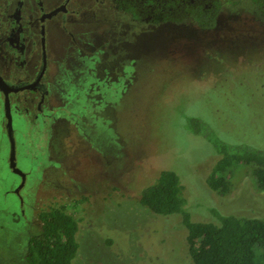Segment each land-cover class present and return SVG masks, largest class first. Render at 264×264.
<instances>
[{"label":"rangeland","instance_id":"obj_1","mask_svg":"<svg viewBox=\"0 0 264 264\" xmlns=\"http://www.w3.org/2000/svg\"><path fill=\"white\" fill-rule=\"evenodd\" d=\"M109 7L81 30L100 35L104 18L117 19ZM250 8L225 4L216 29L191 25V37L161 32L160 44L142 25L120 45L115 23L99 43L119 44L111 55L97 54L88 71L74 58L68 71L75 99L68 106L77 115L66 112L71 142L55 169L47 167V148L59 140L49 139L43 124L14 118L17 168L28 173L22 208L0 129V264H27L38 215L53 207H65L78 222L73 264H192L182 215L155 216L140 203L164 170L179 177L192 221L216 222L215 213L264 219V193L248 167L233 169L225 195L207 183L220 148L264 149V17ZM2 116L0 105V122Z\"/></svg>","mask_w":264,"mask_h":264},{"label":"flooded vegetation","instance_id":"obj_2","mask_svg":"<svg viewBox=\"0 0 264 264\" xmlns=\"http://www.w3.org/2000/svg\"><path fill=\"white\" fill-rule=\"evenodd\" d=\"M130 1H134L140 6H145L147 2L159 3L160 10L164 11L165 7H161V4L163 2L165 5L167 0ZM170 1L175 6L169 8L173 16L179 12V4L188 6L190 11L182 18V21L151 23L154 18L151 13L153 9L155 10V6L146 4L149 8H139L136 14L128 13L125 12L124 7L119 8L123 0H0V105L3 109L0 129L8 145L6 158L8 167L10 145L6 129L7 120L4 116L5 99L8 100L10 107L13 138L14 118L16 116L27 118L31 124L36 126L43 124L42 126L48 131V138L59 140L57 145L55 144L51 149L50 147L47 148L49 159L47 167L53 169L58 166L54 159H61L64 153L63 147L68 142L66 141V130L69 127L67 120L70 119L66 120V112L77 115L68 106L75 99L74 92H69V87L74 85L68 71L72 68L71 62H75L74 58L78 60L80 57L81 61L78 60L77 63L88 71L86 67L89 65L88 62L97 57V54L104 52L111 55L108 49L117 47L119 44L99 45V43L111 35L115 23L119 24L121 29L116 32V35L120 37L118 42L122 41L120 45H125L124 43L130 41L128 39L130 28L135 26L140 28L142 25H149L148 30L156 31L160 44L163 41V39L161 40V32H171L172 35L180 33L191 37L189 34H191L192 29H187L191 25L197 27L199 31L216 29V26L210 29L199 27L193 18L194 10L199 13L194 8L195 5L201 6V10L206 15L215 9V4H219L220 7L213 15L216 24L225 4L237 7L238 5L249 4L251 5L250 9L259 11V14L264 17V8L259 7L256 0ZM109 6L115 10L117 19L115 22H109L104 18L102 21L106 23L100 35H92L81 30L82 27H88L91 21L96 20L100 13L105 15L104 11L110 10ZM158 19L162 20L161 13H159ZM169 24H173L174 27L171 28L168 26ZM83 38L85 39L81 42ZM92 38L94 39L90 40ZM85 40L92 43H86ZM116 51H119L118 55L122 57L127 52L124 48L122 50L116 48ZM76 96L78 98L79 94ZM66 108L68 110H65ZM82 141L86 142L85 138ZM70 142L68 143L70 144ZM23 174V181L19 175L15 174L20 180V185L12 190L19 199L21 208L24 206V202L20 194L28 176L27 172Z\"/></svg>","mask_w":264,"mask_h":264},{"label":"trees","instance_id":"obj_3","mask_svg":"<svg viewBox=\"0 0 264 264\" xmlns=\"http://www.w3.org/2000/svg\"><path fill=\"white\" fill-rule=\"evenodd\" d=\"M256 2L259 7L264 8V0ZM146 4L155 6L151 13L154 17L151 23L180 22L190 11L187 5L179 4V12L173 16L169 8L175 6L170 0L165 5L162 2L164 11L160 10L159 3L147 2L145 6H140L130 0H123L119 8L124 7L125 12L136 14L139 8H149ZM214 7V10L205 15L201 6H194L199 13L194 10L193 18L199 27L215 28L213 15L220 5L215 4ZM159 13L162 20L158 19ZM220 149L218 152H221L222 157L215 163L207 178L209 187L218 194L225 195L230 187L228 176L233 173V169L248 167L255 188L264 193V149L245 145ZM140 203L155 216L182 215L183 224L188 231L186 236L192 264H264V219L215 213L216 222L192 221L184 211L185 199L182 197L179 177L172 171H161L156 181L142 191ZM65 210V207H53L39 213L41 226L38 233L30 238L27 264H73L78 250V222Z\"/></svg>","mask_w":264,"mask_h":264},{"label":"water","instance_id":"obj_4","mask_svg":"<svg viewBox=\"0 0 264 264\" xmlns=\"http://www.w3.org/2000/svg\"><path fill=\"white\" fill-rule=\"evenodd\" d=\"M4 116L7 120L6 129H7V136L10 145L9 160H8L9 168L12 173L19 175L21 177V181H23L24 174L17 168L16 165L17 159H16L15 142L12 135V118H11L10 107L7 99H5L4 102Z\"/></svg>","mask_w":264,"mask_h":264}]
</instances>
